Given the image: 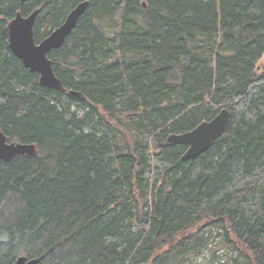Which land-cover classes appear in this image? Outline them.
Segmentation results:
<instances>
[{
  "label": "trees",
  "instance_id": "16d2710c",
  "mask_svg": "<svg viewBox=\"0 0 264 264\" xmlns=\"http://www.w3.org/2000/svg\"><path fill=\"white\" fill-rule=\"evenodd\" d=\"M84 0H0V264H182L213 227L264 264V0H89L49 53L79 100L39 82L8 23L40 9V42ZM261 63V62H260ZM228 108L194 158L168 137Z\"/></svg>",
  "mask_w": 264,
  "mask_h": 264
},
{
  "label": "water",
  "instance_id": "95a60500",
  "mask_svg": "<svg viewBox=\"0 0 264 264\" xmlns=\"http://www.w3.org/2000/svg\"><path fill=\"white\" fill-rule=\"evenodd\" d=\"M26 1L21 0L22 3ZM88 5L89 0L79 2L68 13L65 21L40 42H37L35 38V23L40 12L39 8L28 15L18 11L8 23L9 47L12 53L22 60L26 68L39 73L40 84L58 91H67L69 96L79 100H86L87 97L81 91L67 90L62 79L57 76L54 70V61L49 57V53L65 44L85 14ZM230 118V109L223 108L214 118L202 121L194 129L185 133L171 134L168 141L189 145L183 159L197 157L207 151L215 139L227 133ZM36 152V144L10 142L8 136L0 128V159L11 161L17 155L33 156ZM39 260L37 257L29 258L26 255H21L17 258L16 264H38Z\"/></svg>",
  "mask_w": 264,
  "mask_h": 264
},
{
  "label": "rangeland",
  "instance_id": "374dc122",
  "mask_svg": "<svg viewBox=\"0 0 264 264\" xmlns=\"http://www.w3.org/2000/svg\"><path fill=\"white\" fill-rule=\"evenodd\" d=\"M264 57L259 62L261 67ZM209 240L207 246L196 255H190L182 264H237L241 259V252L235 249V244H224L225 230L223 228L213 227L207 230Z\"/></svg>",
  "mask_w": 264,
  "mask_h": 264
},
{
  "label": "bare ground",
  "instance_id": "6f19581e",
  "mask_svg": "<svg viewBox=\"0 0 264 264\" xmlns=\"http://www.w3.org/2000/svg\"><path fill=\"white\" fill-rule=\"evenodd\" d=\"M31 13H32V12H31ZM221 110H222V109H221ZM221 110H220V111H221ZM214 117H215V116H214ZM214 117H213V118H214ZM210 120H211V119H210ZM198 125H199V124H198ZM198 125H197V126H198ZM184 133H185V132H184ZM179 134H180V133H179ZM222 136H223V135H222ZM220 137H221V136H220ZM168 138H169V137H168ZM168 142H169V141H168ZM169 143H170V142H169ZM188 148H189V145H188Z\"/></svg>",
  "mask_w": 264,
  "mask_h": 264
}]
</instances>
